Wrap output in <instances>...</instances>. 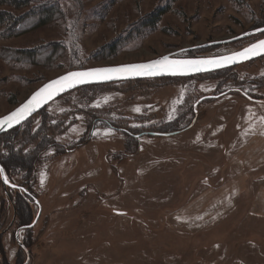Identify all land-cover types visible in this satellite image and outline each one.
<instances>
[{"label": "rangeland", "instance_id": "374dc122", "mask_svg": "<svg viewBox=\"0 0 264 264\" xmlns=\"http://www.w3.org/2000/svg\"><path fill=\"white\" fill-rule=\"evenodd\" d=\"M30 1L59 11L0 36V116L68 70L148 60L264 26V0ZM160 7L168 10L157 25L144 24ZM263 34L182 55L233 51ZM262 123L264 56L61 95L0 137L8 179L38 200H25L29 222L39 213L19 235L27 264H264V219L246 215L247 193L204 230L173 224L203 189L233 178L232 153ZM256 170L248 168L250 183L264 177ZM19 197L0 179V264L26 260L13 237Z\"/></svg>", "mask_w": 264, "mask_h": 264}, {"label": "crops", "instance_id": "0c3cea01", "mask_svg": "<svg viewBox=\"0 0 264 264\" xmlns=\"http://www.w3.org/2000/svg\"><path fill=\"white\" fill-rule=\"evenodd\" d=\"M230 162L235 171L233 178L217 187L207 186L192 198L174 216L175 227L192 232L204 230L232 211L244 193L249 197L246 215L264 219V177L250 183L252 173L248 171L251 167L257 168L253 173L264 170V123L232 153Z\"/></svg>", "mask_w": 264, "mask_h": 264}, {"label": "snow or ice", "instance_id": "6c2138e0", "mask_svg": "<svg viewBox=\"0 0 264 264\" xmlns=\"http://www.w3.org/2000/svg\"><path fill=\"white\" fill-rule=\"evenodd\" d=\"M258 47H264V41H260L258 45H252L241 52L234 53L232 56L222 57L218 60L175 61L170 60L168 56H165L144 64L121 65L69 72L48 82L38 89L24 105L11 112L8 116L0 118V128L5 124L11 127L14 123H19L42 103H46L60 92H63L67 88L78 83H84L90 80H108L112 79L114 76H155L162 74L163 72L175 73L177 71L186 70V66L189 65L195 66L194 70L200 71V66L203 65H214L219 67L223 63H233L238 62L239 59H249L253 55L259 54L256 51ZM138 110L139 109H137V111ZM5 182H7L6 179Z\"/></svg>", "mask_w": 264, "mask_h": 264}, {"label": "water", "instance_id": "95a60500", "mask_svg": "<svg viewBox=\"0 0 264 264\" xmlns=\"http://www.w3.org/2000/svg\"><path fill=\"white\" fill-rule=\"evenodd\" d=\"M261 33H264V26H260V27L245 31L244 33H241L239 35H236V36L228 38V39L219 40V41H212V42L203 44L201 46H194V47H190V48L180 49V50H177V51H174V52H171V53H168V54H163V55H160L158 57L151 58V59H148V60L71 69V70L63 72V73H61V74H59V75H57V76H55V77H53V78H51L49 80H46L45 82H43L40 86H38L35 90H33L23 101H21L18 105H16L14 108L9 110L7 113L1 115L0 118L8 116L11 112L16 110L17 108H20L22 105H24L29 100V98L38 89L43 87L45 84H47L48 82H50V81H52V80H54V79H56V78H58L60 76H63L65 74L69 73V72L86 71V70L94 69V68H107V67H115V66H121V65L144 64V63H148V62H151V61L158 60V59H160L162 57H165V56H168L170 60H175V61H199V60H211V59H217L218 60V59H220L222 57L232 56L234 53L241 52L244 49L249 48L252 45H258L260 41H264V34L260 38H258L256 40H254V41L242 46L241 48L233 50V51L223 52V53L214 54V55H205V56H184V55H182V53L187 51V50L194 49V48H197V47H203L204 48V47H208V46H215V45H222V44L231 43V42H234V41H237V40L249 37V36L261 34ZM256 51L259 54L253 55L249 59H239L238 62L223 63L219 67L214 66V65H203V66H200L201 67L200 71L194 70L195 66L189 65V66H186V70L177 71L175 73L163 72L162 74L155 75V76H114L112 79H108V80H90V81H87V82H84V83H78V84H75L74 86H72L70 88H67L63 92H60L58 95L54 96L52 99L48 100L46 103H42L38 108H36L34 111H32L31 114L27 115L26 118L22 119L19 123H14L13 126H11V127H9L7 124H5L2 128H0V134L5 133V132H7V131L15 128V127H18L19 125H21L22 123L27 121L31 116H33L34 114L39 112L41 109H43L47 104H49L50 102H52L56 98L60 97L61 95L65 94V93H67L69 91H72V90H74L76 88H80V87L88 86V85L107 84V83L121 82V81H130V80L152 79V78H162V77H189V76H194V75H200V74L216 72V71H220V70H223V69L234 67V66H237V65H240V64H243V63H246V62H249L251 60H255V59H258V58L264 56V47H258L256 49ZM215 97H217V96H215ZM245 97L248 100H250V101L261 102L260 99H255V98H252L250 96H245ZM172 133H165V134L162 133V135H170ZM153 134H161V133H153ZM0 179H1L2 185L4 187H10V188L18 187L19 188L18 185L12 183L8 179V177L6 175V172H5L4 168H3V166L1 165V163H0ZM5 179L7 180V182H5ZM35 203L38 204V200L37 199H35ZM38 216H39V213H37V215L34 218V220L30 224L26 225L25 227L31 228L36 223V221L38 219ZM17 241H18V244L20 246H22L25 249L26 253H27V260L23 263V264H27V262L29 260L28 250L22 245V243L19 240H17Z\"/></svg>", "mask_w": 264, "mask_h": 264}, {"label": "trees", "instance_id": "16d2710c", "mask_svg": "<svg viewBox=\"0 0 264 264\" xmlns=\"http://www.w3.org/2000/svg\"><path fill=\"white\" fill-rule=\"evenodd\" d=\"M167 10H168L167 7L156 8L150 14V16L148 17V19L144 24H146L147 26L154 27L155 25H157L161 16ZM58 11H59V6L56 5L55 3H49V4L39 3V2L32 3V1L30 0H0V36L10 37L17 34L20 24L27 17L35 18L37 20L38 26L45 25L52 19V17ZM97 85H88V86H83L81 88L97 86ZM4 134L6 133L0 134V137ZM0 163L5 170L8 168L7 160H3L0 158ZM16 206H17L16 212L20 222L19 224L20 225L30 224L31 223L29 222L30 214L28 210L29 207L28 205L25 204V200L22 197H19Z\"/></svg>", "mask_w": 264, "mask_h": 264}, {"label": "flooded vegetation", "instance_id": "af4514ba", "mask_svg": "<svg viewBox=\"0 0 264 264\" xmlns=\"http://www.w3.org/2000/svg\"><path fill=\"white\" fill-rule=\"evenodd\" d=\"M232 91H234V92H237V93H240L241 95H243V96H249L245 91H243L242 89H240V88H233V89H231ZM227 93H229V91H227V92H224V93H221V94H219V95H225V94H227ZM219 95H216V96H219ZM253 98V97H252ZM256 99V98H255ZM261 100V102H263V100L262 99H260ZM13 183V182H12ZM15 184V183H14ZM16 185H18V184H16ZM19 186V188L18 187H15V188H10V189H12V190H14L15 192H17L18 193V195H20V197H22L24 200H26L27 201V199L28 198H30L31 200H33V202L35 203V199H36V197L29 191V190H27L24 186H21V185H18ZM36 204V203H35ZM17 213V212H16ZM15 217H17V214H16V216ZM26 225H19L16 229H15V231H14V233H13V237H14V239H15V241H16V243L18 244V241L17 240H19L21 243H22V245L28 250V247H26L25 245H24V243L20 240V238H19V235H20V232L23 230V229H27V227H25ZM0 234L2 235L3 233L2 232H0ZM1 235H0V239H1ZM19 245V244H18ZM20 246V245H19ZM20 248L25 252V255H26V260H27V253H26V251H25V249L22 247V246H20ZM28 253H29V250H28ZM30 254V253H29ZM25 260V261H26Z\"/></svg>", "mask_w": 264, "mask_h": 264}, {"label": "bare ground", "instance_id": "6f19581e", "mask_svg": "<svg viewBox=\"0 0 264 264\" xmlns=\"http://www.w3.org/2000/svg\"><path fill=\"white\" fill-rule=\"evenodd\" d=\"M252 61V60H251ZM250 62V61H249ZM247 63V62H246Z\"/></svg>", "mask_w": 264, "mask_h": 264}]
</instances>
